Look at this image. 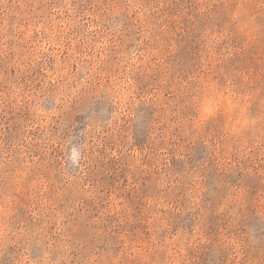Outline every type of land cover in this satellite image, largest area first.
<instances>
[{
    "label": "rangeland",
    "instance_id": "rangeland-1",
    "mask_svg": "<svg viewBox=\"0 0 264 264\" xmlns=\"http://www.w3.org/2000/svg\"><path fill=\"white\" fill-rule=\"evenodd\" d=\"M0 264H264V0H0Z\"/></svg>",
    "mask_w": 264,
    "mask_h": 264
}]
</instances>
